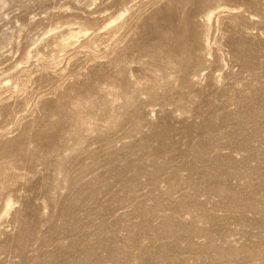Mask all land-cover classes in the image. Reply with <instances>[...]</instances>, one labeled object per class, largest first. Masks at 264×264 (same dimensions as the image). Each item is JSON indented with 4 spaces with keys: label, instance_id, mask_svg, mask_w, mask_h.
<instances>
[{
    "label": "rangeland",
    "instance_id": "obj_1",
    "mask_svg": "<svg viewBox=\"0 0 264 264\" xmlns=\"http://www.w3.org/2000/svg\"><path fill=\"white\" fill-rule=\"evenodd\" d=\"M0 264H264V0H0Z\"/></svg>",
    "mask_w": 264,
    "mask_h": 264
}]
</instances>
